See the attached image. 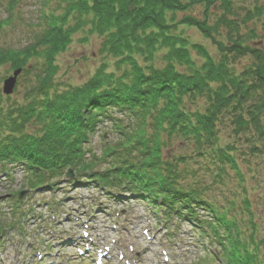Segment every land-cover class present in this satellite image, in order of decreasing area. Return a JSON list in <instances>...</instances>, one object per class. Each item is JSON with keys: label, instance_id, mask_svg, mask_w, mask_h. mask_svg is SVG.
Returning <instances> with one entry per match:
<instances>
[{"label": "trees", "instance_id": "trees-1", "mask_svg": "<svg viewBox=\"0 0 264 264\" xmlns=\"http://www.w3.org/2000/svg\"><path fill=\"white\" fill-rule=\"evenodd\" d=\"M16 4H6L9 22ZM193 7L200 17L187 14ZM39 16L28 45L0 47V67L30 77L21 102L0 109L1 174L20 165L28 191L44 192L71 170L80 185L148 204L169 236L186 223L217 245L207 256L218 263L258 264L251 218L243 237L231 216L235 200L226 197L228 182L243 184L237 151L218 138L224 123L250 154H264V0H58ZM177 25L195 29L214 55L176 35ZM79 32L100 39L114 69L56 90L55 60ZM104 122L118 140L87 157Z\"/></svg>", "mask_w": 264, "mask_h": 264}, {"label": "rangeland", "instance_id": "rangeland-1", "mask_svg": "<svg viewBox=\"0 0 264 264\" xmlns=\"http://www.w3.org/2000/svg\"><path fill=\"white\" fill-rule=\"evenodd\" d=\"M8 2L0 0L1 25L7 21V25L0 28V47L10 49L28 45L31 35L38 33L42 27L40 12L49 14L58 5V0H17L9 22V11H6ZM200 12L199 7H193L187 14L198 18ZM182 16L178 14L176 19ZM256 27L259 32L258 24ZM175 34L188 43L203 45L214 55V48L195 29L177 25ZM72 39L65 52L55 60L57 74L53 82L56 90L84 84L99 68L106 72L114 69L113 60L100 53L99 38L79 32ZM162 52H156V58ZM191 54L196 59L195 54ZM249 62L246 59L240 61L237 69ZM14 71L9 65L0 67V109L3 111L21 102L23 88L30 79L20 73L12 93L6 96L2 92L3 82ZM203 103L201 99L195 105L202 109ZM102 124L90 143L85 145L90 151L87 157L90 154L99 157L107 145L115 144L118 140L111 123ZM222 127L219 144L234 145L239 174L243 179V184L239 186L238 180L233 179L230 184L227 181L225 187L227 191H233L226 197L235 200L231 216L243 237L249 234L246 226L251 218L249 226L259 247L257 263L264 264V154H250L243 137L236 139L231 127H225L224 123ZM109 161L106 159L104 163ZM105 167L102 164L96 169L103 170ZM69 171L72 178L68 177ZM66 172L65 177L54 180L55 186L43 192L28 191L29 171L20 165L12 168L9 176L0 171V230H3L0 233V264H93L94 251L85 257L77 255V250L85 251L87 244L94 248L102 246V250L103 247L109 248L110 254L105 259L108 264L222 263H218L211 254L207 256L208 252L216 250L213 247L217 248V245L211 244L208 239L199 240L198 232L189 230L186 223H181L179 231L171 237L145 202L138 203L126 194L118 197L121 194L116 191L109 195L91 181L80 185L71 170ZM244 199L248 203L247 210L241 204ZM39 254L43 257L41 261L37 258Z\"/></svg>", "mask_w": 264, "mask_h": 264}, {"label": "water", "instance_id": "water-1", "mask_svg": "<svg viewBox=\"0 0 264 264\" xmlns=\"http://www.w3.org/2000/svg\"><path fill=\"white\" fill-rule=\"evenodd\" d=\"M21 69H18L12 73V76L8 77L6 80L3 82V87H2V92L4 95L8 96L12 93L15 83H16V78L18 75H20ZM68 177H71V172L69 171Z\"/></svg>", "mask_w": 264, "mask_h": 264}, {"label": "bare ground", "instance_id": "bare-ground-1", "mask_svg": "<svg viewBox=\"0 0 264 264\" xmlns=\"http://www.w3.org/2000/svg\"><path fill=\"white\" fill-rule=\"evenodd\" d=\"M37 258H38V260H39V259L43 260V257H42V256H40V257L37 256Z\"/></svg>", "mask_w": 264, "mask_h": 264}]
</instances>
